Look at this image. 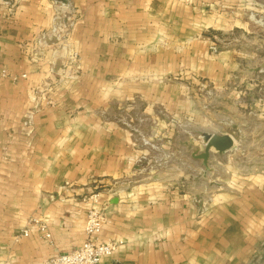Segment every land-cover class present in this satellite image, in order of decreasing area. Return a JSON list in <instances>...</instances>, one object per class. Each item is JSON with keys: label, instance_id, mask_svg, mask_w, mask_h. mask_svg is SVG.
<instances>
[{"label": "crops", "instance_id": "obj_1", "mask_svg": "<svg viewBox=\"0 0 264 264\" xmlns=\"http://www.w3.org/2000/svg\"><path fill=\"white\" fill-rule=\"evenodd\" d=\"M71 1L68 41L79 69L77 78L53 87L52 106L41 104L56 80L47 73L51 53L35 44L51 24V0L0 4V71L7 73L0 78V264H35L78 248L95 193L109 217L99 239L124 242L98 264L263 258L264 171L233 175L219 189L178 186V180L188 185L194 163L193 146L178 147V134L187 137L178 124H189L181 117L193 108L192 80L228 76L221 63L228 55H211L206 34L213 29L206 11L227 0ZM236 1L238 30L264 14V0ZM252 58L237 52V89H248L243 62ZM131 108L133 118L126 113ZM135 122L167 153L169 160L154 167L175 173L174 182L143 175L142 163L155 151L129 128ZM33 218L45 223L49 241L34 227L20 236Z\"/></svg>", "mask_w": 264, "mask_h": 264}, {"label": "rangeland", "instance_id": "obj_2", "mask_svg": "<svg viewBox=\"0 0 264 264\" xmlns=\"http://www.w3.org/2000/svg\"><path fill=\"white\" fill-rule=\"evenodd\" d=\"M0 4L2 7H10L12 3L10 0H0ZM60 4L73 7L71 0H51V7H59ZM206 14L213 20V29L206 32L209 37L208 50L211 55H228L225 64L221 62L227 68L228 76H218L213 81L196 77L192 80L193 90L188 94L193 108L188 109L191 114L181 117H185L183 121L188 117L189 124H178V130L187 131V137L178 134V147H182L180 151L183 148L190 151L193 146V152L199 153L203 150L201 135L211 132L232 135L235 145L222 154L213 152L216 154L211 164L208 162V170L204 169L199 159L194 158L193 167L188 169V185L185 181L182 183L178 180V186H187L189 191L195 193L203 188L219 189L220 183L233 175L248 174L252 170L264 171V14L259 12L254 19L255 24L241 30L237 29L236 0L214 5ZM237 52L253 55L252 59L243 62L247 65L245 69L248 72L242 77L241 83L245 82L248 89H237ZM126 113L129 117H132L131 113L136 114L132 108ZM118 114L117 116H122L120 112ZM128 126L133 132H137L138 141L146 149L155 151L143 161L142 164L148 171L142 174L151 177L155 175L168 183L174 182L172 178L175 173L164 170V167L162 171H157V167H154L169 160L167 153L149 140L143 134L145 130H139L136 122L129 123ZM188 137L190 142L186 145ZM157 148L159 150H155ZM181 172L183 171L178 169L177 174ZM253 264H264V257Z\"/></svg>", "mask_w": 264, "mask_h": 264}, {"label": "built area", "instance_id": "obj_3", "mask_svg": "<svg viewBox=\"0 0 264 264\" xmlns=\"http://www.w3.org/2000/svg\"><path fill=\"white\" fill-rule=\"evenodd\" d=\"M71 11L72 7H65L63 4H60L59 7H53L50 26L47 30L39 32L35 37V44L43 51L51 53L47 70L48 75H56V80L51 83V87L49 86L48 90L43 92L41 96V104L44 106L53 105L49 95L57 83H68L77 78L79 56L78 52L71 47L68 41L73 28ZM60 51H62V55L58 56L61 53ZM57 57H62L61 59H63L60 70L55 69ZM6 76V71L1 70L0 78ZM20 76L25 77L24 74ZM11 78L15 79L13 76ZM35 99V96L31 97V101L35 102ZM88 200H90V205L86 209L83 228L85 238L81 245L73 251L56 253L35 264H98L103 258L110 257L123 245L122 239H99V234L103 226L109 222V217L104 206L99 204L98 194L90 195ZM30 227H34L43 239L50 240V233L45 223L34 218L29 221V226L22 231L20 236H27Z\"/></svg>", "mask_w": 264, "mask_h": 264}, {"label": "water", "instance_id": "obj_4", "mask_svg": "<svg viewBox=\"0 0 264 264\" xmlns=\"http://www.w3.org/2000/svg\"><path fill=\"white\" fill-rule=\"evenodd\" d=\"M201 143L203 150L201 152H193V157L201 161L204 169L208 170V159L211 151L222 154L233 148L235 145L234 137L228 133H203L201 135Z\"/></svg>", "mask_w": 264, "mask_h": 264}]
</instances>
